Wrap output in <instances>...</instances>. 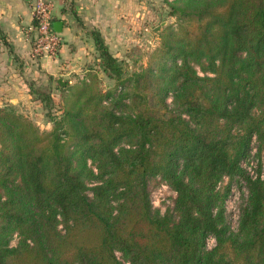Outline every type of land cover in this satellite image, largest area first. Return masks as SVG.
Instances as JSON below:
<instances>
[{"label":"trees","instance_id":"1","mask_svg":"<svg viewBox=\"0 0 264 264\" xmlns=\"http://www.w3.org/2000/svg\"><path fill=\"white\" fill-rule=\"evenodd\" d=\"M170 8L176 28L138 71L91 32L117 87L103 90L95 76L67 88L52 130L0 107V229L20 236L11 246L0 233V264H124L117 252L129 264H264V179H247L236 231L222 207L227 188H216L243 176L253 136L264 152V0ZM30 90L52 106L49 92ZM152 176L176 192L175 221L152 210Z\"/></svg>","mask_w":264,"mask_h":264},{"label":"crops","instance_id":"2","mask_svg":"<svg viewBox=\"0 0 264 264\" xmlns=\"http://www.w3.org/2000/svg\"><path fill=\"white\" fill-rule=\"evenodd\" d=\"M36 0H0V107L12 108L33 121L44 117V103L30 90L85 75L95 55L80 25L112 34L135 22L137 0H49L53 28L62 38L55 58L33 57L32 5ZM123 20V21H122ZM127 20V21H126ZM128 22V23H127Z\"/></svg>","mask_w":264,"mask_h":264},{"label":"rangeland","instance_id":"3","mask_svg":"<svg viewBox=\"0 0 264 264\" xmlns=\"http://www.w3.org/2000/svg\"><path fill=\"white\" fill-rule=\"evenodd\" d=\"M137 1L141 2V4H138L135 22L133 24H129V27L121 24L118 28H115V30H113L112 34L104 35L98 28H91L89 26L80 25L83 35L85 37H88L92 41V47L94 49L95 55L87 64L85 75H83L81 78L77 75V77L71 78V82H69V80L67 79L65 82V84H67L65 85V88L59 87V83H54L53 87L48 88L49 90L44 85L37 87L39 89H42L41 91L43 92H49L53 100V102L51 103L52 106L49 109H46L45 104L43 105L45 115L42 119H37L36 121H33L31 119L39 127L40 130L50 131L53 129L54 125L53 120L51 119L53 118L58 120L61 118V106L63 105V96L67 94V88L79 83L81 79L87 77L91 81L96 76V83L98 84L99 88L106 90L117 87V82L114 79L107 77L98 67V63L100 61L99 52L95 47L94 40L91 34L92 31L96 30L100 33L109 52L120 62L123 69H125L128 73H131L133 71L144 69L148 65L151 53L157 47H159L162 38L167 30L176 28L177 21L176 18L171 15L170 6L172 3H175L178 0ZM191 63L200 76H203L205 74L212 75L210 73H206V71L203 69V67L206 66L205 63H198L193 61ZM126 87L129 90L130 85L128 84ZM124 100L127 104L129 103L128 99L125 98ZM167 102L170 105H173L171 98H169ZM9 109L14 111L12 108ZM124 110L128 111V109H126L125 107ZM47 113H51L50 115L52 116H47ZM253 148H255L256 157H264V152L259 148L258 142L253 143ZM88 166L95 173V167L90 161ZM218 183L219 186H216V188L220 191L226 189L227 187H230L231 192L233 189L236 192L235 200L233 199L234 197L231 195V193L228 194L227 190L223 203L221 201L223 210L225 211L226 209L227 213L226 214L224 212L226 214V223L228 227L230 226V229L233 230V228L236 227V219L233 217V213L228 214L230 202L234 204V207H236V205L238 207H241L243 202L246 201L248 193L242 190V188L238 184V179L236 177L230 179L229 177L221 178ZM92 184L93 183L91 181L88 182V187H91ZM146 185L152 210L155 211L159 216L168 213L171 215V219L175 221L177 219V213L174 207V201L176 197L175 191L169 185V187L167 186L164 189L163 185L167 184L160 176H152L148 178ZM161 197H164V199L161 200ZM221 203L219 204V206L221 205ZM59 229H61V225H59ZM0 233L6 235V238L8 239L11 246L18 245L20 236L17 231L13 229H0ZM116 254L124 264H129L121 254V252H117Z\"/></svg>","mask_w":264,"mask_h":264},{"label":"built area","instance_id":"4","mask_svg":"<svg viewBox=\"0 0 264 264\" xmlns=\"http://www.w3.org/2000/svg\"><path fill=\"white\" fill-rule=\"evenodd\" d=\"M53 4L49 0H36L32 5V19H33V36L31 38V54L33 57H51L55 58L58 50L62 43V38L60 34L53 28ZM256 143V137L253 136L250 143V150L247 156H245L239 163V167L243 172V176H235L238 179V184L246 193L247 189V179L257 180L264 179V157H256L255 148H253V143ZM229 176H223V178H228ZM233 178V177H229ZM166 183V182H165ZM221 183V182H220ZM167 184V183H166ZM167 185H163L165 189ZM219 186V183L218 185ZM169 187V186H168ZM228 194L236 199V192L233 189L227 187ZM176 193V192H175ZM164 197H161L163 200ZM240 208L230 202V208L228 209V214L233 213V217L236 219V227L233 230L228 227L230 231H236L239 226L240 219ZM226 213V209L224 211ZM224 213V215H226ZM226 217V216H225ZM229 224V222H228ZM216 245V238L213 235H208L205 238V250H211Z\"/></svg>","mask_w":264,"mask_h":264},{"label":"water","instance_id":"5","mask_svg":"<svg viewBox=\"0 0 264 264\" xmlns=\"http://www.w3.org/2000/svg\"><path fill=\"white\" fill-rule=\"evenodd\" d=\"M62 85H64V83H61Z\"/></svg>","mask_w":264,"mask_h":264}]
</instances>
